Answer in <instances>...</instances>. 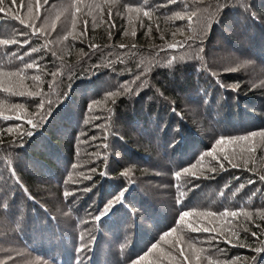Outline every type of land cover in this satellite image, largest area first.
I'll use <instances>...</instances> for the list:
<instances>
[{
    "label": "trees",
    "instance_id": "16d2710c",
    "mask_svg": "<svg viewBox=\"0 0 264 264\" xmlns=\"http://www.w3.org/2000/svg\"><path fill=\"white\" fill-rule=\"evenodd\" d=\"M176 2L184 0H48L35 31L25 32L29 40L23 41V32H16L23 24L15 10L14 15L0 13V41H18L0 43V71H22L27 89L41 93L15 96L0 90V228L31 251L63 252V264L80 260L85 244L72 251L61 243L62 233L72 234L61 231L55 216L63 202L81 204L82 214L98 222L99 241L85 264H136L144 256L142 264H208L205 257L213 264H264V251H253L264 247V219L258 215L264 211V138L225 144L223 151L215 143L264 132V86H248L244 72H237L238 62L223 64L217 57L219 50L234 54L257 65L264 77V0H219L198 29L189 24L195 14L190 5L180 9ZM29 3L36 13L35 0H26L20 15L24 22ZM125 5L142 11L129 13ZM173 45L177 49H169ZM32 62L38 67L27 68ZM33 76L40 79L33 81ZM192 113L203 118V133L208 128L216 134L212 142L207 143ZM89 127L98 134L92 155L84 159L82 146L90 141L82 139ZM234 147L244 149L235 167L223 161ZM214 149L216 159L208 155ZM153 170L171 175L170 207L146 186V180L160 176ZM110 203L114 206L97 221ZM225 210L241 215L186 218L215 232L178 225L183 211ZM243 211L252 213L251 220ZM140 217L145 227L147 220L152 226L147 242L141 239ZM173 227L176 233L161 240ZM230 230L239 239L229 243L225 236ZM109 234L113 241L103 244ZM177 239L189 260L171 247ZM114 241L117 248L111 251Z\"/></svg>",
    "mask_w": 264,
    "mask_h": 264
},
{
    "label": "rangeland",
    "instance_id": "374dc122",
    "mask_svg": "<svg viewBox=\"0 0 264 264\" xmlns=\"http://www.w3.org/2000/svg\"><path fill=\"white\" fill-rule=\"evenodd\" d=\"M39 2H40V9L38 12V16H40L41 7L44 4L41 2V0H39ZM216 3L220 4L219 0H184L183 3L176 2V6L177 8H180L182 6L186 7L187 4L190 5V10L194 11L195 14L191 18L193 20V24L190 22L189 24L191 28L198 29L200 24L204 23L203 22L204 17L206 15L212 14L215 6H217ZM24 4H26V0H16V5H12L11 0H4V6L6 10L5 12H3V14L11 13L14 15V10H15V14L21 15V9L24 8ZM36 4H37V0H35V6ZM9 7L13 8V11H10ZM109 12H112V11H110L109 9ZM178 16H181V15L178 14L176 17ZM25 21L26 22L21 23L23 25L20 24L21 27L23 28L16 30V32H23L24 36L20 38V40L22 41L27 40V39L29 40L28 36H25V32H29L31 34L32 32H34V28H35V20L32 21L28 17L25 19ZM29 24L34 25V28L28 27L27 25ZM222 43L224 44V47L226 49L230 48V46L226 44L225 42H222ZM176 47L177 45H175V47H169V49H177ZM224 47L222 46V48ZM193 51L194 49L191 52L193 53ZM216 51L217 49H215V52ZM184 56H187V54L186 55L184 54ZM217 57L218 59L222 60L223 64H227V61L228 63L238 62L240 64V68L237 72H239V74L241 73V71L244 72L246 76L244 81H246L245 83L248 86L256 84L258 82L259 83L257 85L259 87L264 86V77L263 76L261 77V75L263 74L261 71H259L257 65L254 64L255 66H253L252 63H248L247 61H245V59L237 58L234 54L232 55L231 53H228L222 50H219L217 52ZM261 89L264 91L263 88ZM195 114L196 113H192L190 116H193L194 119H196V120L194 119L192 120H194L193 122L201 130L199 122L203 118L199 116L198 114H196L197 115L196 117ZM94 124L96 125L98 124V122H95ZM96 132H97L96 130H91L90 127L87 128V130L85 131L86 134L85 136H83L82 140H86L90 142H86L87 146H82V149L85 150V152L82 151L81 153L84 159L88 158L89 155H92L91 154L92 152L90 150H92V148L95 147L96 142H93L92 139L93 137L97 136L96 134L98 133ZM201 133L206 137L207 143L212 142V139H213L212 137H216V134H212L214 132L210 131V129L208 128L204 130L205 134L202 132V130H201ZM82 163L84 162L82 161ZM153 171L154 172H150V173H158L160 176L158 177L153 176L150 178V180L148 181L146 180L147 182L146 186H148V188L155 189V191H157L156 192L157 194L159 193L160 195H162L164 201H166L167 203V207L172 206V201L174 200V197H173L174 192H173V185L169 184V181H170L169 179L171 175L168 173V171H165V172L164 171L156 172V170H153ZM208 191L211 192L209 188H208ZM57 207H59L60 211L57 210L55 216H56V219H57V222L59 224L61 231L66 232V234L67 232H72V234L69 233L66 236H63V233H62L61 243L65 244V246L69 248H72L73 249L72 251L79 248L80 245L85 244L86 248L84 249L83 252L79 253L80 260H78L77 258L73 260V264H85L87 261L86 256L93 251V249L95 248L93 246H95L99 241V234H97V228H96L98 222L94 221V218L91 217L90 215L86 217L84 214H82L81 209H78L81 207V204H77V203L76 204H72V203L64 204L62 202V204H58ZM139 220L141 221V226H142L141 230H144L143 237L141 238L142 242H147L150 240L149 238L151 237L150 233H151L152 226L148 224L149 221L147 220L145 224L147 226L145 227L144 224H142L144 223V220L142 217H140L138 221ZM101 241L103 244L106 243L107 241H113L112 235L109 234V237L107 240H101ZM173 243L175 244L177 249L183 251L182 244L179 242V239L175 240ZM201 243H204V241H202ZM142 246H144L143 243H142ZM109 248L111 249V251H112V248L116 250L117 248L116 242L114 241V244L110 242ZM37 253L31 251L29 247H26L23 244L22 241H19L14 237L8 236V232L5 231L4 227L0 228V264H63L62 263L63 258L61 255V253L63 252H59L58 250H51L47 254H42L41 252H38V251ZM178 254H179V251H178ZM64 264H67V263H64ZM69 264H72V262Z\"/></svg>",
    "mask_w": 264,
    "mask_h": 264
},
{
    "label": "snow or ice",
    "instance_id": "6c2138e0",
    "mask_svg": "<svg viewBox=\"0 0 264 264\" xmlns=\"http://www.w3.org/2000/svg\"><path fill=\"white\" fill-rule=\"evenodd\" d=\"M170 2H174V0H170ZM11 4L12 5H16V0H11ZM44 4L47 5L48 4V0H44ZM95 7L99 8L100 5H96ZM125 7H126L127 12H129V13L139 14L142 11L140 8H132V7L127 6V5H125ZM39 9H40L39 0H37V4H36V13L33 12L32 4L29 3L28 12H29V19L30 20L34 21V20H37L39 18V16H38ZM5 10L6 9H5V6H4V0H0V13L5 12ZM89 14H91V8L89 9ZM109 15H111V12H109ZM143 15L147 17V16H150L151 14L148 11H144ZM15 18L17 20H20L21 23H24V21H23V19H21L20 15H15ZM179 18L180 19H184V17H182V16L179 17ZM188 19L190 20L191 18L189 17ZM129 20H131V16H129ZM86 23H87V21H85V24ZM27 26L34 28V25H32V24H29ZM111 26L112 27L115 26L114 22L111 24ZM73 27H75V20H73ZM149 30H151V26H149ZM34 31H35V28H34ZM85 31H86V29H85ZM135 34H136L135 31H133L132 35L135 36ZM0 43L7 45L9 43L16 44V43H18V41H16V40L9 41V40L5 39V40L0 41ZM27 43H28V41H24V44H27ZM171 47H175V45H173ZM32 51L35 52V51H37V49L33 48ZM34 66L38 67V64L36 62H32V63H28L26 65V67L29 68V69L33 68ZM53 75H55V74L53 73ZM0 77H7L8 78L6 81L0 80V90H2L5 93H8L9 95H15V96H25V95L36 96V95H41L40 92L29 91L27 89V86L24 83L25 76L22 74V71L21 72H3V71H0ZM31 79L33 81H38L40 79V77L33 76V77H31ZM113 95H115V94H113ZM12 107H13V109H16V108H19V107H22V106L21 105H13ZM38 107L40 109H43L44 108L43 102H41L38 105ZM39 115H40L41 119H43V116L45 115V113L40 112ZM15 118L19 119V116H16ZM3 119L7 121V120H10V119H13V117L12 116H3ZM28 123L32 124L33 127L38 126V122L34 124L32 120H28ZM22 135H23V133H21V136ZM27 135H29V136L32 135V132L29 131L27 133ZM257 135H259L261 138H264V132H259V133L252 132V133H250L248 135H242V136L232 137V138H228V139H225V138L222 137V138L218 139L215 143H216L217 148H221V150L223 151L222 146L225 145V144H232L234 146H238L240 144V142H251L252 139L254 137H256ZM246 150L248 152L253 151L252 148H247ZM243 151H244V149H241L240 151H237L236 147H234L233 151L231 152V155H228V154L223 155V161H227L229 164H231L233 167H235L236 164L233 161H234V159L237 156H242L243 155ZM208 155L212 156L213 159L217 158V154L215 152V149L213 150V152L208 153ZM220 163H221V167H223V162H220ZM193 167H195V165H193ZM210 170L215 171V169H210ZM92 171L94 172L96 170L92 169ZM184 171L186 173H188V172L191 171V169H185ZM101 174H103V173H101ZM125 175H127V173H125ZM179 175H180V173H177V177H179ZM86 178H90V177H86ZM260 179L264 180V176H261ZM65 195L67 196V195H69V193H66ZM116 199L122 201V196H119ZM113 206L114 205L111 204V203L109 205H106L104 207V209L101 211V213L96 216V220L97 221L101 220L102 217L104 215H106L111 210V208ZM239 215H241V212L228 211V210H225V211L220 212V213H214V212H197V213H193V212H190V211H183L182 214L178 218V225L183 226V225L186 224L187 231H191V232H201V231H203V232H215L216 229L214 227L201 226V225H199L198 221L196 223L191 222V221L186 222V218L189 217V216H195V217H201V216L217 217L218 216L220 218H237ZM242 215L245 218H247L248 220H251V217H252V213L251 212L243 211ZM258 215L262 219H264V211H260L258 213ZM229 223H231V220H229ZM256 227L259 228L261 226L260 225H256ZM176 231H177V228L173 227L170 232L164 233V236L161 237V240L167 241V238L170 235H172L173 233H176ZM244 231L248 232V229L245 228ZM223 233H224V229L222 228L220 234H223ZM250 235L253 238H258L256 232H251ZM232 237H235V238L239 239V233L230 230L229 231V235L225 236L226 242L230 243ZM214 238L215 237H213V239ZM238 246L243 247L244 245H238ZM152 247H153V249H155L157 246L153 245ZM171 247H173L176 251H179V255L184 257L185 260H189L190 259L188 256L185 255V253L182 250L177 249L175 244L171 245ZM81 250H83V249H81ZM199 251L203 252L204 249H199ZM220 251H222V250H220ZM253 251L256 252V253H260L261 251H264V247L253 248ZM167 255H168L169 259H172V254L171 253H168ZM196 258L198 260L200 259L199 256H197ZM205 258L208 260V264H213V262L211 260V257H205ZM252 259L255 260V257H253ZM144 260H147V256H144L140 260H137L136 264H142V261H144ZM173 264H178V261H174Z\"/></svg>",
    "mask_w": 264,
    "mask_h": 264
}]
</instances>
